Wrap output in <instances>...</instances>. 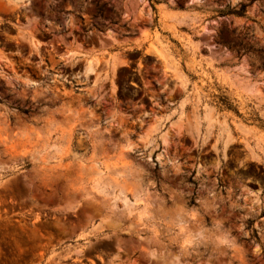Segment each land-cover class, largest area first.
Listing matches in <instances>:
<instances>
[{"label": "rangeland", "instance_id": "1", "mask_svg": "<svg viewBox=\"0 0 264 264\" xmlns=\"http://www.w3.org/2000/svg\"><path fill=\"white\" fill-rule=\"evenodd\" d=\"M0 264H264V0H0Z\"/></svg>", "mask_w": 264, "mask_h": 264}, {"label": "bare ground", "instance_id": "2", "mask_svg": "<svg viewBox=\"0 0 264 264\" xmlns=\"http://www.w3.org/2000/svg\"><path fill=\"white\" fill-rule=\"evenodd\" d=\"M90 66V65H89ZM89 68V67H88ZM211 111H207L206 112V117H207V122L208 124H211L210 121H211ZM204 117V116H203ZM137 177V176H136ZM135 181V180H134ZM139 184V183H138ZM96 185L98 187L101 188L102 191H107L109 188H114V186L116 187L118 185V183L113 180L112 178L110 177H100V179L96 182ZM136 185V184H135ZM113 186V187H112ZM119 186V185H118ZM138 186V185H137ZM123 189V188H122ZM120 190V189H119ZM116 202V201H115ZM114 203V202H112ZM115 204V203H114ZM173 208V209H172ZM171 214H175L177 213L178 210H180V208L176 205L174 207H171ZM169 213V212H168Z\"/></svg>", "mask_w": 264, "mask_h": 264}]
</instances>
